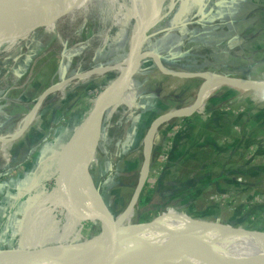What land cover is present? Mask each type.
<instances>
[{
    "label": "rangeland",
    "instance_id": "obj_1",
    "mask_svg": "<svg viewBox=\"0 0 264 264\" xmlns=\"http://www.w3.org/2000/svg\"><path fill=\"white\" fill-rule=\"evenodd\" d=\"M163 1L167 11L175 0ZM192 1L196 4L180 0L175 12L156 28L170 27L175 20L183 25L195 21L172 34L163 32L156 37L155 47H164V52L177 56L175 70L190 68L188 71L263 81L262 67H246L249 55L241 47H218L221 38L206 30L208 9L204 1ZM122 5V0H93L58 22L43 20L34 12L0 20V137L15 134L24 120L33 117L26 134L13 142L14 146L0 142V177L6 175L0 182V250L7 249L8 240L5 242L3 235L14 229L13 224L18 231L14 219L23 214L24 202L16 209L15 203L23 196L19 192L29 187L36 165L56 149L118 75L132 29L131 18L126 8L122 11ZM183 51L184 56L178 59ZM91 71L94 73L85 76ZM159 73L153 69L152 81L136 104L134 117L126 118L129 137L125 158L117 160L115 156L111 160L101 140L96 164L91 168L96 186L116 217L128 206L140 179L142 140L149 120L163 111L192 104L203 83L202 79L184 82ZM68 79L72 81L65 88H57ZM44 93L46 96L39 100ZM208 100L206 110L192 115H197L198 124H187L191 136H183L186 140H178L167 155L168 161L175 155L181 159L176 169L160 173L158 168L165 162L160 159L161 151H153L152 174L140 198L144 204L140 206L139 201L126 227L162 220L193 230V223H214L264 236V94L221 86ZM34 108L36 113L32 115ZM243 140L249 142L240 155L228 160L231 153L227 149ZM17 156L19 161L11 163ZM230 163L239 167L234 172L225 170L226 178L213 187L199 192L188 187L198 180L203 185L207 179L218 178L221 167ZM88 218L92 221L93 216ZM80 233L90 241L101 233V227L84 225Z\"/></svg>",
    "mask_w": 264,
    "mask_h": 264
},
{
    "label": "water",
    "instance_id": "obj_2",
    "mask_svg": "<svg viewBox=\"0 0 264 264\" xmlns=\"http://www.w3.org/2000/svg\"><path fill=\"white\" fill-rule=\"evenodd\" d=\"M90 1L93 0H0V20L34 12L43 20L58 22ZM179 1L174 2L164 13L163 0H122L132 20V29L128 53L117 68L118 75L97 96L68 139L46 160L37 175L31 202L22 221L20 244L14 249L0 250V264H63L68 259L58 229L63 215L55 210V206L74 175L82 180L83 192L94 207L92 212L102 217L103 224L97 243L69 264H153L154 258H161L172 252V248L185 240L196 242L192 248L180 245L190 255L197 254L201 246H207L219 238L240 236L252 241L258 240L257 235L260 232L214 223H193V233L166 232L158 239L146 241H142L138 236L143 232H157L155 221L126 227L150 178L152 143L161 126L197 113L212 93L221 86L264 94V88L254 86L256 80L251 78L209 71H173L164 66L162 56L154 50V40L159 34L178 27L171 26L160 30L156 28L173 14ZM154 65L169 77L181 80L202 79L203 83L190 106L164 113L150 124L142 140L143 166L140 179L128 206L116 217L107 206L91 175V159L98 151L106 122L121 109L132 107L141 98ZM93 73L91 71L85 76ZM71 81L63 80L56 87L65 88ZM46 93L41 95L39 100L46 96ZM37 106L38 103L36 108ZM35 113L34 108L31 114ZM32 118L30 115V118L26 119L22 133L28 128Z\"/></svg>",
    "mask_w": 264,
    "mask_h": 264
},
{
    "label": "crops",
    "instance_id": "obj_3",
    "mask_svg": "<svg viewBox=\"0 0 264 264\" xmlns=\"http://www.w3.org/2000/svg\"><path fill=\"white\" fill-rule=\"evenodd\" d=\"M202 1H204L203 5L205 9L206 8L208 9V10L206 9L207 15L205 18V20L207 21V23H205L206 30L211 31L212 34L221 38V42L219 43L218 47H241V51L242 52L245 51L249 55L247 56V59L245 61L246 67H248L250 70L252 68L255 69V68L262 67V71H264V0H228L227 3H213L211 0H202ZM174 2H176V0ZM190 2H191L190 5L196 4L192 0H190ZM120 8H122V11H124L125 6L122 5ZM164 10H165V1H164ZM168 10L169 9H167V11ZM167 11H164V13ZM193 23H195V21H189L188 24H193ZM173 31L174 30L166 32V33L170 34ZM192 34L194 33L190 32V35ZM155 40H154V50L157 54L162 56V62L164 66L169 70L180 71V70H175L173 65L166 63L165 56H164V53L166 52H164L163 50L164 47H155ZM167 53H170V51H167ZM154 68L158 69L156 65L153 66L152 70ZM188 69L190 68H184L183 71H188ZM158 72H160L159 74L161 76L169 77L167 75H164L159 69H158ZM190 72H194V71H190ZM151 76H152V73H151ZM169 78L177 79L174 77H169ZM149 80H150L149 82H151L152 77H150ZM178 80H181V79H178ZM182 81L186 82L188 80H182ZM143 95L144 93L142 94L140 99H142ZM139 100L132 107H129L128 110H126V108H123L125 110L123 109L120 110L121 112L122 110L126 111V114H125L126 118L134 117V114L137 109L136 104H138ZM209 103H210L209 100H207L205 104L201 107V109L198 111V113H200V111L202 110H206L204 108H206V106L208 107ZM180 109H184V108H180ZM173 110H178V109L172 108L171 110H168L166 112L163 111L162 113L157 114V116L159 117L160 115L167 113L169 111H173ZM177 121L178 119L172 121L174 123H171L170 131H167V132L164 131L165 133L162 132L159 138H157L156 136L154 139L153 148L156 146L155 151L156 150L161 151L160 152L161 157L164 154L163 151H168L166 152L167 155L169 152L172 153L173 147L176 145V143H178V140L180 141L183 140L182 139L183 136L184 137L191 136V134L190 135L188 134L189 129H187V125H183V124L178 125ZM198 121L197 123H194V124H198ZM107 123L108 122H106V124ZM150 124H151L150 122L147 124L148 127L146 129V132ZM25 134L26 133H24V135ZM21 138H19L18 140H20ZM16 141H14L15 144L17 143ZM171 141H173V143H171ZM162 142L165 143L164 146ZM14 143L12 142V145H10L11 143H9L4 146H8V147L9 145L14 146ZM97 157H98V152H96L91 159V164H90L91 168L93 165L96 164ZM12 159H11V163H12ZM45 161H46V157H45ZM39 163L36 165V169L34 170V173H33L34 176L35 174L38 173V171L43 165L42 161ZM0 164H3V163L1 162ZM178 164H179V161H177L176 163L175 160L173 159V161H170V166L168 165L166 167V172L167 170L170 171L172 169H176L178 167ZM151 174H152V169H151ZM80 182H81L80 178L74 175L72 179L70 180V182L68 183V185L66 186V188L63 190L56 204L57 206L59 203H61V201H64V200H68L70 204L69 212L67 213L63 223L60 224V231L62 232L61 239H62L63 245L86 242L80 233L81 228H83V223L88 216V214L86 213L87 203L84 198L85 194L82 195L83 191L81 189ZM211 187L213 186H209L203 190H207L208 188H211ZM130 223H131V220H130ZM91 224L99 225L101 227V221L98 215L93 216ZM62 234L64 235L62 236ZM96 237H98V235ZM72 238H73V241H71Z\"/></svg>",
    "mask_w": 264,
    "mask_h": 264
},
{
    "label": "bare ground",
    "instance_id": "obj_4",
    "mask_svg": "<svg viewBox=\"0 0 264 264\" xmlns=\"http://www.w3.org/2000/svg\"><path fill=\"white\" fill-rule=\"evenodd\" d=\"M18 16H15L14 18ZM253 85L264 88V80L256 81ZM24 129L25 128L23 127L19 129L15 134H11L8 137H0V142L6 145L18 140L28 130L27 128L22 133ZM152 147H153V143H152ZM80 181H81L80 182L81 189L83 191V183L81 179ZM83 194L84 192L82 193V195ZM84 198L87 203L86 209L88 216L98 215V214H93L92 211L94 207L92 206V202L90 201V199L86 194ZM69 205H70L69 201L64 200L61 201V203H59L55 207V210L58 213H62L64 218L63 221L65 220V217L69 212ZM88 216L83 223V227L84 225L91 224V221H89ZM99 218L102 227L103 220L101 216H99ZM63 221L61 222V224L63 223ZM154 224L156 225L157 232L148 233V234L146 232H143V234L138 236L142 239V241L158 239L166 232L190 234L195 231V230H191L190 228H186L181 224H175L169 221L161 220L160 222H155ZM257 239H258L257 241H252L238 236L236 237L229 236L222 239L219 238L209 243V245L207 246L204 245L201 246L200 247L201 250L195 255L188 254V251L186 249L180 247V245L183 244L184 247L186 248H192L196 243L195 240H185L181 242L180 245L172 248L171 250L172 252L167 253L161 258H154L155 260L153 264H264V245H263L264 241L261 242L264 239V236L258 237ZM98 240H99V236L92 239V241L63 245L65 247V252H66L65 254H67L66 257L68 258L63 264L71 263V261H73L74 259L78 258L81 254L91 249L93 245L97 243ZM259 242H261V244L259 245L260 247L256 248L255 244ZM176 252L177 254H175Z\"/></svg>",
    "mask_w": 264,
    "mask_h": 264
},
{
    "label": "trees",
    "instance_id": "obj_5",
    "mask_svg": "<svg viewBox=\"0 0 264 264\" xmlns=\"http://www.w3.org/2000/svg\"><path fill=\"white\" fill-rule=\"evenodd\" d=\"M174 32H175V30L173 32H171L170 34H172ZM183 54H184V51H183V53L178 54L180 56L178 59L182 58ZM164 56H165V61H166L167 64L173 65L176 62V59H177L176 55L166 52V53H164ZM172 60H175V61H172ZM151 73H153V70H152ZM149 81H148L147 85L145 86L144 92L146 91V89H147V87H148V85L150 83ZM128 109H129V107H126V110H128ZM86 112H87V110H86ZM86 112H85V114H86ZM85 114H84V116H85ZM123 114L125 115L126 111H124L122 113L119 112V113L115 114L111 119H109L108 123L105 125V128H104L103 133H102V142L104 144L103 147H104V149L107 150L108 154L110 155V159L111 160H115L114 159L115 156H117L116 157L117 160L118 159L119 160H123L125 158L126 148L128 147V142L126 143V139L129 137L128 131H127V126L129 124V121L126 119V117ZM83 117H82V119H83ZM157 117L158 116L156 115L154 118H152L150 120V123H152ZM195 117H196V119H194ZM195 117L190 116V117H186V118H183V119H178L177 124L178 125H181V124L187 125V124H190V123L194 124V122L196 123L199 120L197 115H195ZM81 120L76 125H74L73 127L70 128L68 133L62 138V140H60V143L57 145L56 149H58L59 146H61L62 143H64L68 139V137L71 135L72 131L78 126V124L81 122ZM251 140L252 139H250V141ZM248 142H249V140L248 141L247 140L237 141L236 144H234L233 146L229 147L227 149V152L231 153V155H230L231 157L228 160H231L234 157V155L239 156L240 153L242 152L243 148L245 147V145L248 144ZM35 152H36V150L33 151L32 153H30L29 157H31ZM166 152H168V151H163V153H164L163 156L167 155ZM52 153H48V155L45 156L46 160L48 159V157ZM176 156L177 155L174 156V158H175L174 160H176L175 162L177 163V161L181 160V159H179V157H178V160H177ZM45 157H44V161H43V159L41 160L43 165L46 162L45 161ZM19 159H20V157H18V156L16 158H13L12 159V163H14L16 161H19ZM43 165H42V167H43ZM27 167L28 166H26V169H24V171H22L23 173H25V171H27ZM42 167L40 168V170L42 169ZM238 167L239 166H238L237 163L236 164L235 163H230L228 165H223L221 167V170H223V171L220 173L218 178L207 179L208 182L203 184V185H201L200 184L201 181L198 180V183L196 185L188 184L189 185L188 187L193 192L196 191V190H198V192L200 190L202 191L203 189H205V188H207V187H209L211 185H214L216 182H218V180H221V179L223 180L224 178H226L227 173L225 172V170H230V171L234 172V170L236 168H238ZM40 170L38 171V173L40 172ZM38 173L35 174L34 177L30 178V181H29L30 185L27 188V190H25L26 192H24V193L23 192H21V193L19 192V195L23 194V196L19 197L17 199V202L15 203V209L17 208V206L20 203L24 202V208H23L24 210H23V214L22 215H20L18 218L14 219L15 223L19 224L18 231L16 232L15 224H13L14 229H10L7 232V235L6 234L3 235V240H5V242H6V240H8V243H6V248H13L14 249V248H17L19 246V244H20V233H21V229H22V221H23L24 215H25V213H26V211H27V209H28V207L30 205L32 192H33V189H34V184H35V181H36ZM5 177H6V175H3L2 177H0V182L2 181V178H5ZM206 177L209 178L210 175L208 174ZM199 179H203V177H200ZM18 190H20V189H17V191ZM198 192H196L195 194H197ZM58 200H59V198H58ZM58 200L56 202H58ZM149 200H150V197H148V199L146 198V202H148ZM143 204L144 203L142 202V199H141L140 200V206L143 205ZM53 215L54 214L52 212V216ZM60 224H58V229H59L60 238H61ZM61 242H62V239H61Z\"/></svg>",
    "mask_w": 264,
    "mask_h": 264
},
{
    "label": "built area",
    "instance_id": "obj_6",
    "mask_svg": "<svg viewBox=\"0 0 264 264\" xmlns=\"http://www.w3.org/2000/svg\"><path fill=\"white\" fill-rule=\"evenodd\" d=\"M212 2L213 3H227L228 2V0H212ZM176 10V9H175ZM175 12V11H174ZM173 12V13H174ZM183 26H186V25H183ZM182 26V27H183ZM25 121L26 120H24V123H25ZM33 121H31V123H32ZM172 122V121H171ZM24 123H21L20 125H19V127H18V129L17 130H19V129H21L22 128V126L24 125ZM30 123V124H31ZM171 130V124H170V122H168V123H166V124H164L163 126H161L160 128H159V130H158V132H157V137L159 136L160 137V135H161V133L162 132H167V131H170ZM11 135V134H10ZM10 135H7L6 137H8V136H10ZM158 137V138H159ZM156 147V146H155ZM155 147L153 148V151L155 150ZM142 155H143V146H142ZM160 159H162L165 163H161L162 165H160L159 166V168H158V170H159V172L161 173V172H164V170L166 171V167H167V165H169V162L170 161H168V158H167V155L166 156H162Z\"/></svg>",
    "mask_w": 264,
    "mask_h": 264
},
{
    "label": "flooded vegetation",
    "instance_id": "obj_7",
    "mask_svg": "<svg viewBox=\"0 0 264 264\" xmlns=\"http://www.w3.org/2000/svg\"><path fill=\"white\" fill-rule=\"evenodd\" d=\"M185 25L188 27V25H190V24L187 23V24H185ZM171 26H177V27H178L177 29H180V28H182L183 24H182V23L179 24V21H178V20H177V21L175 20V21H174V24L171 25ZM171 26H170V27H171ZM177 29H175V30H177ZM172 61H175V60H172Z\"/></svg>",
    "mask_w": 264,
    "mask_h": 264
}]
</instances>
